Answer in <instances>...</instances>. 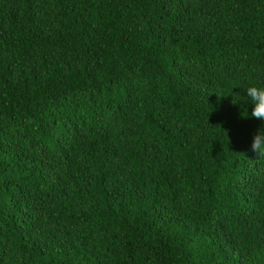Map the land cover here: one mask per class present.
Listing matches in <instances>:
<instances>
[{
  "label": "trees",
  "instance_id": "16d2710c",
  "mask_svg": "<svg viewBox=\"0 0 264 264\" xmlns=\"http://www.w3.org/2000/svg\"><path fill=\"white\" fill-rule=\"evenodd\" d=\"M264 0H0V264H264Z\"/></svg>",
  "mask_w": 264,
  "mask_h": 264
},
{
  "label": "clouds",
  "instance_id": "9594fccd",
  "mask_svg": "<svg viewBox=\"0 0 264 264\" xmlns=\"http://www.w3.org/2000/svg\"><path fill=\"white\" fill-rule=\"evenodd\" d=\"M244 92L252 105L251 118L264 121V85L250 84L244 88ZM251 150L259 155H264V133L259 131L254 133Z\"/></svg>",
  "mask_w": 264,
  "mask_h": 264
}]
</instances>
